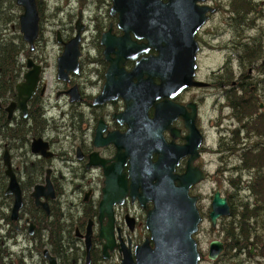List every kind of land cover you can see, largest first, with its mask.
Instances as JSON below:
<instances>
[{
	"label": "flooded vegetation",
	"instance_id": "obj_1",
	"mask_svg": "<svg viewBox=\"0 0 264 264\" xmlns=\"http://www.w3.org/2000/svg\"><path fill=\"white\" fill-rule=\"evenodd\" d=\"M36 2L38 12L42 11L46 0ZM69 8L74 10L70 33L64 39L58 31L56 43L57 35L62 43L71 40L79 21L77 70L58 79L60 55L56 58L58 87L51 99L43 77L46 66L29 57L26 62L31 59L41 71L26 114L17 107L11 115L6 110L16 93L14 99H0V264H48L44 251L56 264H66V259L71 264H121L123 246L134 252L150 238L145 221L152 203L141 206L137 197L141 190H135L138 182L149 184L141 179L140 168L147 170L164 149L166 154L181 156L174 171L181 175L188 148L194 145H198V158L193 165L207 175L189 191L198 197L202 217L194 239L200 251L196 237L203 222L208 221L213 230L221 223L224 255L228 245L222 225L234 220L230 203L237 201V194L212 191L205 211L198 192L208 178L203 156L215 158L217 180L229 189L250 191L257 172L264 175V0H197L193 84L185 87L173 78L186 70L182 61L192 51L172 38L173 45L165 49V90L159 88L161 74L155 62L150 69L143 68L142 62L159 56V48H164L155 45L162 40L156 35L170 32L124 22L118 13H111L112 0H70ZM26 62L23 75L28 71ZM18 122L19 138L10 132ZM38 140L34 152L32 144ZM5 156L10 168L4 164ZM7 169L21 192L16 215ZM37 187L44 189L42 195ZM109 189L112 197L101 211L104 190ZM217 191L226 198L230 214L213 227L209 213ZM109 216L116 246L105 259L99 236ZM59 233L72 237L62 253L55 247ZM252 247L250 256L255 254L254 250L250 254ZM208 250L209 244L207 255Z\"/></svg>",
	"mask_w": 264,
	"mask_h": 264
},
{
	"label": "water",
	"instance_id": "obj_2",
	"mask_svg": "<svg viewBox=\"0 0 264 264\" xmlns=\"http://www.w3.org/2000/svg\"><path fill=\"white\" fill-rule=\"evenodd\" d=\"M196 2L197 0H169L167 3H164L163 0H112L111 13H118L120 17L124 18V22L128 24L131 22L139 29L156 28L163 32H170L165 35H156L162 40L155 45L157 48H164L162 51L159 48V56L154 60L142 62L145 69H150L155 62L156 70L161 74L159 77L161 79L160 89L165 90L168 86L167 77L164 75L165 63L167 62L165 49L170 43L173 45V42L170 41L173 40L172 38L179 40L181 43L179 46L191 47L190 50L192 51L188 56V60L182 61L183 70H186L181 75H174L173 78L181 81L185 87L193 84L192 78L195 67L193 36L197 26ZM15 4L22 9V14L18 18L22 40L28 45L29 51L33 52L35 42L39 36L40 17L37 2L36 0H15ZM122 6H124V9ZM76 31V35L65 43H62L59 35H57L58 43L63 46L62 53L57 58L58 79L64 80L68 71L77 70L81 39L79 21L76 23ZM176 31L180 33L175 34ZM164 44L166 45L164 46ZM26 68L28 71L22 76V81L15 86L16 99L6 109L9 115L15 107L25 115L27 111L26 104L38 89L40 66H36L31 59H28ZM39 142L41 141L33 142L32 150L34 152H37L35 146ZM190 143L191 139H189V146ZM197 146L189 147L187 155L186 152L183 153L182 156H188V163L185 172L181 175L174 173L181 156L169 152L166 154L164 149L159 153L157 162L149 164L147 170L141 171L140 168V173L142 172L141 179L147 180L149 184L145 186L138 182L135 190H141V193L137 195L141 206H145V203L149 201L152 203V209L148 210L145 221L150 238L135 247L134 252L130 247L125 248L123 246L120 250L123 256L121 264H199L200 254L194 235L198 232L202 217L196 205L198 197L191 196L189 191L193 186L205 181L207 175L193 165L198 158ZM7 159L5 156L4 164L10 168ZM6 175L10 179L8 192L15 196L12 213L16 215L21 207V192L10 169H7ZM49 187L47 186V189ZM39 189L42 188L37 187L36 191ZM39 191V194L42 195L44 189ZM112 194V190H104L100 205L101 211L104 210L105 204L108 203ZM34 196L35 198L39 197L38 195ZM229 214L230 210L226 198H222L219 191L215 192L211 202V212L209 213L211 225L215 227L219 218ZM112 223L113 220L109 216L107 226L101 228L99 236V239L103 242V257L105 259L108 257V252L113 251L116 246L115 238L111 233ZM84 244L88 257L91 249L89 230L84 237ZM253 250L254 247L251 248V255L254 254ZM223 251L224 245L222 242L211 241L207 257L210 261H214ZM44 255L48 259V264H56L55 258L49 257L47 251H44Z\"/></svg>",
	"mask_w": 264,
	"mask_h": 264
},
{
	"label": "rangeland",
	"instance_id": "obj_3",
	"mask_svg": "<svg viewBox=\"0 0 264 264\" xmlns=\"http://www.w3.org/2000/svg\"><path fill=\"white\" fill-rule=\"evenodd\" d=\"M9 3H13V6H10ZM44 5V4H43ZM42 5V6H43ZM70 0H46L45 8L39 12V36L35 43V50L33 52L29 51V47L27 46V52L20 58L21 64H24L27 58L33 59L35 63H40L45 67L44 78L47 86L46 95L54 99V92L57 85V80L55 78V63L56 58L62 53V46L56 43V33L60 31V35L65 36L67 39V32L70 33V21L74 16V10L69 8ZM75 6H78L75 5ZM74 6V7H75ZM0 20L7 18L9 16H13L15 20L9 23L7 26H4L2 22H0V34H3L6 39H15L18 36H21L19 31V23L18 18L22 14L21 7H18L14 1L12 0H0ZM86 15H89L88 13ZM16 42V41H14ZM23 71H21L20 80H22V76L24 73L25 67H22ZM21 69V70H22ZM56 113V112H55ZM57 114V113H56ZM204 163H208L207 168L205 169L208 173L207 181L202 184L198 192L202 194L203 203L205 206V211L210 206V194L212 191L219 190L224 195L236 193L237 194V211L234 217L238 214L239 204L240 203H253V196L251 192L246 190V188H242L240 190L229 189L223 184L222 181H218L216 175V163L215 158L212 155H204L203 156ZM228 177V175H225ZM225 185V186H221ZM221 186V187H220ZM235 219V218H232ZM228 222L230 220H226ZM224 221V222H226ZM227 223V222H226ZM208 221H204L201 226L200 234L197 235L196 239L198 241L200 247V261L199 264H261V260L257 256V253L253 256H248L247 253L238 255L234 251H228L224 255L221 254L218 257L217 261H210L207 259V248L208 244L211 241L218 240L222 241L221 235V223L217 226L215 230H213ZM223 236V235H222ZM68 240L70 238L68 237ZM225 252V251H224ZM223 252V253H224Z\"/></svg>",
	"mask_w": 264,
	"mask_h": 264
},
{
	"label": "trees",
	"instance_id": "obj_4",
	"mask_svg": "<svg viewBox=\"0 0 264 264\" xmlns=\"http://www.w3.org/2000/svg\"><path fill=\"white\" fill-rule=\"evenodd\" d=\"M15 2V0H12ZM14 7L13 3H9ZM3 13V12H0ZM15 18L11 15L1 19L0 22L4 26L13 22ZM16 41V42H14ZM27 52L26 43L22 37L18 36L15 39H6L3 34H0V99H14L15 85L18 83L21 75V69L24 67L21 64L20 58ZM12 135L20 137V123L15 124V127L10 129ZM255 186L251 187L250 191L253 196V203H240L239 212L236 214L237 203L231 201V212L234 220L227 224H223L222 230L228 245V251H234L237 254L247 253L250 244L254 246V251L264 264V175L260 172L256 174ZM231 195V194H230ZM231 199V198H230ZM58 242L55 247L63 252V246L69 242L64 235L58 234ZM70 239L72 237H69ZM239 251V252H238ZM66 264H71L67 259ZM76 264V262H75Z\"/></svg>",
	"mask_w": 264,
	"mask_h": 264
}]
</instances>
